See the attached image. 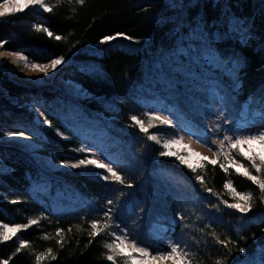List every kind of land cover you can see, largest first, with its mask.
<instances>
[{
    "label": "trees",
    "instance_id": "16d2710c",
    "mask_svg": "<svg viewBox=\"0 0 264 264\" xmlns=\"http://www.w3.org/2000/svg\"><path fill=\"white\" fill-rule=\"evenodd\" d=\"M46 2L53 12L35 7L0 18V40L8 41L2 49L42 65L63 56L55 78L80 87L84 96L17 83L0 67V137L22 132L43 145L30 152L0 143V224L39 221L0 242V260L36 264L35 254L51 248L57 259L46 256L40 264H113L104 245L112 242V233L126 230L153 254L179 243L193 264H264V201L258 187L205 160L193 173L175 157L161 156L163 147L130 119L135 115L147 125L149 114L162 112L209 145L205 131L215 122L204 116L215 93L232 136L264 130V0ZM117 33L124 36L101 43ZM33 105L50 124L37 120ZM154 123L149 134L179 135L172 126ZM82 147L96 154L76 151ZM37 154L60 169L45 168ZM95 155L125 184L103 180L105 170L91 165L69 166ZM198 174L218 195L205 190ZM227 179L238 192L252 194L247 214L223 205L237 202L223 187ZM108 209L110 219L104 217ZM92 220L109 227L89 243ZM57 229H64L63 248ZM18 238L28 241L30 250L17 254ZM115 264L133 259L117 256Z\"/></svg>",
    "mask_w": 264,
    "mask_h": 264
},
{
    "label": "snow or ice",
    "instance_id": "6c2138e0",
    "mask_svg": "<svg viewBox=\"0 0 264 264\" xmlns=\"http://www.w3.org/2000/svg\"><path fill=\"white\" fill-rule=\"evenodd\" d=\"M59 3L60 0H57ZM78 2L82 5L84 0H78ZM38 7L45 12H53L54 6L51 5L46 0H0V18L7 17L9 15H14L20 12L25 11L28 8H35ZM37 31L45 32L49 37H53V33L46 27L37 26ZM124 34L117 33L113 36H106L103 38L101 43H107L110 41H114L120 37H123ZM127 39H132V37H124ZM54 39L61 40L62 37L59 35L54 36ZM8 41L0 40V48H3ZM11 55L15 57L14 63H23L25 66L29 67L33 71H39L41 73H47L50 70H55L59 65L65 63V58L60 56L58 58L52 59L48 64H40L35 62H30L29 58L22 53L17 52H4L0 53V58L3 56ZM223 119V117H221ZM264 118V115H262ZM133 121V126H138L139 130L147 136L148 140L154 141L156 143H160L158 140L157 134H149V129L156 126L154 122H158L161 125H172V121L164 116L158 114H149V122L145 123L144 120L140 119L139 117L133 115L130 117ZM44 123H49L47 119H44ZM225 123H230V121L225 120ZM220 127L217 126L216 131H219ZM8 136H15L20 135L23 136L24 134L21 133H7ZM183 141V137L174 138L171 140H165L163 142V151L160 152L161 156L165 157H175L180 164L185 165L188 169H190L193 173L197 172V169H203L205 165H193L189 163V158L185 155H180L176 151H173V146L181 144ZM207 143V141H205ZM212 144L217 146L216 148V156L217 159L209 160L207 157H203V160L207 161L213 166L218 165L219 168L227 175L230 172H234L236 175L244 177L251 181L255 186L258 187L261 196V201H264V178H261V173H264V130L258 131L254 134L248 135H224L221 139L217 141H211ZM246 146V148H245ZM227 148V151H225ZM76 151L88 153L89 150L86 148H79ZM197 155H199L197 153ZM231 158V159H229ZM247 162V165L246 163ZM68 164V162H65ZM93 166L99 169L105 170L107 174L102 175V179L105 181L112 180L114 182H118L122 185L125 184L124 178L109 164L102 163L90 156H87L85 159H80L76 163L69 164L72 168H79L81 166ZM255 172L256 174H253ZM195 179L201 184L205 186V190L213 195H218L217 193L213 192V189L207 187L205 184L204 176L203 175H196ZM127 187H131V184H127ZM225 189L230 191L234 197L237 198V202L229 203L227 200L222 201L223 205L228 208L238 210L242 214H247L253 208L252 201V194H242L236 190L234 187V182L232 179H227L223 185ZM15 203V201H13ZM108 204H113V201L109 200ZM220 205H214V207H219ZM105 218H111V209H108L104 213ZM183 219V216L180 217ZM39 221L37 219H30L26 224H0V242L10 241L14 237H17V233L21 232L22 230H27L28 228L32 227L33 225H37ZM101 221L99 220H92L90 221V228L91 231L88 233L90 240L89 243L92 242L97 236L101 234L104 229L109 227L107 222L104 223V229L99 227ZM71 232V228L68 229ZM203 231V229H201ZM64 229H57L56 235L60 237L57 240V243L60 245L61 248L64 246ZM113 240L111 243H106L104 247L108 250V254L106 255V259L110 262L115 264V259L117 256H127L128 259H135L132 256V253L139 254V257L143 264H147L148 260L153 262L157 261V259L161 261L171 260L173 264H193L192 254L185 251L179 243H170V251L166 253H160L158 255H152L148 249L140 247L137 245L136 241L130 240L126 234V230H124L122 235H117L116 233L111 234ZM211 235H215V233H211ZM44 239H49L48 236H45ZM219 244L227 246L231 241L228 240H218ZM25 249L30 250V244L28 241L23 240L22 238H18V247L16 248V253H20ZM240 251H244V249H239ZM15 255V254H14ZM46 256H50L52 260H56L57 256L53 254L51 248H48L46 252H41L35 254V261L36 264H40V262L45 259ZM0 264H9V260H0Z\"/></svg>",
    "mask_w": 264,
    "mask_h": 264
},
{
    "label": "rangeland",
    "instance_id": "374dc122",
    "mask_svg": "<svg viewBox=\"0 0 264 264\" xmlns=\"http://www.w3.org/2000/svg\"><path fill=\"white\" fill-rule=\"evenodd\" d=\"M4 51L5 50L0 48V53H3ZM11 61H15V57L11 58ZM0 67L3 71L8 72L10 77L18 83H24L26 85H30L33 87H39V86H43V85H52V86L59 88V89L71 90L73 95H75L76 97H83L84 96V93L82 92L80 87L76 86L75 84H73L71 82H65L62 80H57L55 78L56 74L58 73V71L62 67V64L59 65L55 70H50L47 73H41L39 71H33L29 67L25 66L23 63L17 64L16 70L11 71L9 69H6L5 66L3 64H1V58H0ZM216 96L217 95L214 93V97L211 100V102H213L214 106H211L208 109V111H210L209 115L204 116V118L215 122L214 127L210 130V132L208 134L205 131V133L208 137V140H209V145H207L206 143L200 142L199 140L194 138V136H192L188 132L180 129L179 125L176 122H174L172 119H170L164 113L157 112L154 114H158V115H161V116H164V117L170 119L172 121L171 126L174 127L175 129H177L178 133H179V135H177V137L176 136H174V137H167V136L166 137H162V136L158 137V140L160 141L159 144L162 146L163 142L165 140H171V139L179 138L182 136L183 141L181 142V144L174 145L172 150L176 151L180 155H185L186 157H188L189 163H191L193 165H197L198 163H200L203 160V157H207L209 160L217 159L216 153H215L216 151H214L212 146L210 147L211 141H217V140L221 139L224 135H226V134L231 135V134L224 127L225 120H226L224 118L225 113L223 112V109L221 108L220 103L217 100ZM221 117H223V119ZM37 120L44 122V117L38 111H37ZM218 125L220 127V130L216 131ZM0 143L6 144V145H13V146H16L22 150L30 151V152H36L40 148L43 147L42 143H40L39 141L34 140V139L27 137V136H24V135L23 136H20V135L8 136L6 134V135L0 137ZM213 145L215 148H217V146L215 144H213ZM245 148H246V146H245ZM225 151H227V148H225ZM89 152H92V154H93L95 151L89 150ZM197 153L199 155H197ZM94 154H96V153H94ZM36 156H37V158H39L38 161L40 162V164L47 169L58 170L61 167L59 165L53 164L49 159L40 157V155H38V154ZM92 158L100 161V158L97 155H95V157H92ZM229 159H231V158H229ZM149 252L152 255H158V254H153L151 251H149ZM132 254H134V257H135V259L133 260V264H143V262L141 261V259L139 257V254H137V253H132ZM147 264H173V262L171 260L161 261V260L157 259V261H155V262L148 260Z\"/></svg>",
    "mask_w": 264,
    "mask_h": 264
},
{
    "label": "bare ground",
    "instance_id": "6f19581e",
    "mask_svg": "<svg viewBox=\"0 0 264 264\" xmlns=\"http://www.w3.org/2000/svg\"><path fill=\"white\" fill-rule=\"evenodd\" d=\"M4 52H6V51H4ZM3 52V53H4ZM7 52H9V51H7ZM9 53H11V52H9ZM11 58H13V56H11V55H7V56H3L2 58H1V64H3L4 66H5V68L6 69H9V70H11V71H15L16 70V68H17V64L16 63H14L13 61H11ZM16 82V81H15ZM18 83V82H17ZM33 107V108H32ZM31 108L32 109H34L36 112L38 111L40 114H42L41 113V111L36 107V106H31ZM43 116V115H42Z\"/></svg>",
    "mask_w": 264,
    "mask_h": 264
}]
</instances>
